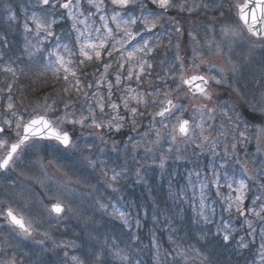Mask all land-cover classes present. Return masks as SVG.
<instances>
[{"label":"rangeland","instance_id":"rangeland-1","mask_svg":"<svg viewBox=\"0 0 264 264\" xmlns=\"http://www.w3.org/2000/svg\"><path fill=\"white\" fill-rule=\"evenodd\" d=\"M52 2L55 9L39 0H0V128L4 129L0 139L13 142L16 121L43 114L46 106L55 108L49 113L54 121L70 109V118L83 123L64 125L75 147L63 151L54 143L31 142L9 170L0 173V211L12 204L34 221L27 239L0 215V264H73L72 256L82 264H94L96 255L109 264H264V126H238L236 122L242 121L234 108H240L241 95L247 105L249 93H255L252 112L264 111V40L252 42L237 27L235 8L243 0H173L177 7L169 9L150 32L141 21L160 11L151 0H132L126 9L113 6L111 0H80V6L73 8L74 18L59 8L65 0ZM116 12L120 15L113 21ZM34 15L51 24V36L36 29ZM133 18L137 23H131ZM220 20L225 23L218 26ZM105 22L117 40H126L124 28L135 39L126 41L122 52L112 51L109 56L102 51L100 59L93 55L86 60L80 55L77 29L95 41L103 34ZM225 27L236 28L239 35L225 36ZM168 35L177 50L166 61L176 62L172 71L177 76L170 81L160 72L153 73V80L164 78L157 81L158 110L162 101L172 99L187 108L185 118L195 115L199 122L191 104L205 106L203 134L197 130L190 140L178 139L175 144L168 135L174 119L163 129L154 114L137 120L138 114L131 113L132 108L141 110L132 97L138 98L144 87L150 89L152 79L148 75L138 79L141 57L131 64L125 62L126 56L121 59L146 40L147 48L136 55L153 56L158 70L161 55L168 51L169 42L161 47ZM62 40L67 50L61 51ZM113 44L121 49L111 39L105 47L111 50ZM117 52L121 56L113 62ZM57 55L72 61L74 87L63 83V71H54ZM105 64L111 67L106 70ZM181 65L185 75L200 72L222 80L211 83V99L196 96L190 103L183 98L185 87L177 88ZM222 70L225 73H219ZM165 73H170L168 66ZM84 78L86 87L77 90V80L81 88ZM250 78H259L254 86L262 90L245 88L248 82H240ZM226 90L231 94L226 95ZM98 98L103 111L97 107ZM122 98L128 100L127 108ZM9 102L14 105L11 111ZM111 103L118 108H111ZM93 113L99 129L93 125ZM238 180L246 185L240 211ZM57 200L65 209L59 216L51 212ZM117 250L127 259L114 257Z\"/></svg>","mask_w":264,"mask_h":264},{"label":"snow or ice","instance_id":"snow-or-ice-1","mask_svg":"<svg viewBox=\"0 0 264 264\" xmlns=\"http://www.w3.org/2000/svg\"><path fill=\"white\" fill-rule=\"evenodd\" d=\"M41 5H52L53 9L56 8V4L52 2V0H39ZM92 0H89V3H91ZM132 2V0H111V4L115 7L126 9L129 3ZM151 3L156 6L157 9H159V12H151L149 13V16L153 17L152 19H149L148 16L144 17V19L141 21L144 25V30L151 31L153 28L156 27L157 22L159 19L168 12L169 9L177 7L175 3H173V0H151ZM80 6V0H76L75 5L73 4V0H65L64 3H59V8L67 10L69 17L74 18L73 14V8H78ZM207 7V5H205ZM180 7H183V5H180ZM97 10H100L99 5H97ZM190 10V9H189ZM91 15V13H89ZM120 13L116 12L115 15L112 17L113 21H116L119 17ZM236 19L238 21L237 27L241 30H246L251 36L264 39V0H255L253 5V0H244L243 4H237L236 5ZM33 23L36 26V29L38 31L43 30L46 31L49 36L52 35L51 32V24H46L43 20H41L39 17H36L35 15L32 17ZM101 20L104 21L105 17H101ZM52 23H55L53 20ZM81 23H84V21H81ZM125 24L129 23L128 21L124 22ZM131 23L135 24L137 23V20L133 18L131 20ZM259 24L260 27L257 28L256 25ZM103 34L99 36L95 41L90 40L88 36L85 35L83 31H77L79 32V35L77 36V44L79 45V51L80 55L83 56L86 60H91L93 58V55L96 59L101 58L102 51H107L108 55H112V51H123V45L126 43V41H131L135 39V35L128 31L127 28H124V36L125 39L117 40L113 30L108 26V24L105 22L103 24ZM120 25L117 24V28H119ZM25 28L27 30V25H25ZM73 28H76L75 23L73 24ZM179 31V29H177ZM97 33L101 31L100 28L95 29ZM223 33L225 36H237L239 33L236 31V28L233 27H225L223 29ZM138 35V33H137ZM191 35V33H190ZM114 40L115 43L121 44V49H116L115 45L113 44L111 46V50L107 49L105 47L106 44L109 43V41ZM148 42L145 40L143 47H134L131 51H128L126 53V60L125 56L122 55L121 59L125 60L126 63L131 64L133 61L137 60L136 53L144 51L145 48H147ZM65 48L67 50V45H65ZM84 61H80V63H83ZM138 62V61H137ZM72 64L71 60H65L63 56L57 55L55 63H54V71L59 73L63 71L64 79L67 81L69 79V76L75 78L76 72L75 70L70 67ZM141 69L143 68V65H139ZM109 67H111L110 64H105V69L107 70ZM121 68L124 67V64L120 65ZM193 67L198 68V65H193ZM8 71H11V69H7ZM129 76L128 78L131 79L133 72L132 69L129 68ZM180 83L177 85V88L179 89L181 86H187L186 91L183 94V98L188 99L189 102L196 97L200 96L205 99H211V83L214 82L215 84H220L222 80L216 79L214 76H210L206 73H200V72H194L191 75H185L183 71V65H181V75H180ZM120 77L117 76V82H119ZM194 85V88H193ZM77 87V90H79V81L77 80V84L75 85ZM65 91H68V89H65ZM131 91V89H129ZM167 95V94H165ZM261 98L264 99V93H261ZM124 102L125 108L128 107V100L125 98H122ZM132 99H137L138 103H143V97H132ZM11 101V97L9 98ZM155 103V101H154ZM162 107L154 113L155 117L161 118V124L163 129H168L169 124L167 121L174 119V123L171 124L170 131L168 135L170 136L171 143L175 144L178 139L181 140H190L193 136L197 134V130H200V134L202 135L204 132V107L203 105H196L194 103L191 104V107L193 109L194 113H198L200 116V121L197 122L195 119V115H193L191 118H185L184 114L187 112V108L180 103L174 102L172 99H166L165 101H162ZM114 110L118 108V105L115 103H111L109 105ZM14 105L9 102L7 105V109L11 111L13 109ZM68 105L65 104V108H67ZM97 107L103 111L104 104L102 103V98L97 99ZM131 113L133 116L137 114V109L132 108ZM209 113L213 112V109H207ZM55 112V108L53 106H46L44 113L40 114L37 113L34 116H31L29 119L25 120H17L15 123V135L16 140L14 142H10L7 139H0V170H4L9 168L12 164L15 163L16 159H18V153L20 151H23L27 147H31L33 141L36 140H47V141H55L57 142V145H62L65 149L69 147H75V141L72 139V134L66 130L64 125L71 124H82L83 119H72L70 118L71 113L65 112L63 116L57 117L54 121L50 118L49 113ZM13 115L15 113L13 112ZM225 116H228V113H224ZM231 119V117H229ZM6 123H11L10 121H6ZM93 125L97 128H99L101 125L96 122L94 113H93ZM117 127H120V125H117ZM4 131L3 128H0V133ZM157 138L160 137L161 132L157 131L156 133ZM240 136L244 137L245 133L240 132ZM203 139H207V137H203ZM235 147V145H233ZM91 163V161H90ZM161 167H163V159L161 160ZM115 176L112 177L113 180H115ZM238 184V188L236 191L240 193V195L236 196L237 204V210L240 211L239 208V202L243 199V191L246 190V185L243 180L235 181ZM230 188L232 187V184L230 183L228 185ZM65 211L62 202L60 200H57L56 203L52 204L51 206V212L55 213L57 216H59L61 213ZM241 214H243L241 212ZM0 215L4 217V219L7 221V223L14 229L18 230L19 234L23 236H30L33 232V224L34 221L26 217L19 209L18 207H14L12 204H8L6 207H4L3 211H0ZM229 237L227 235L224 236V240L227 242ZM67 255V253H65ZM114 257L119 258L120 260H126L127 257L122 256L120 254V250H117L112 253ZM71 260L73 261V264H82V261L77 256H72ZM94 264H109L106 258L102 259L100 255H96L94 258Z\"/></svg>","mask_w":264,"mask_h":264},{"label":"trees","instance_id":"trees-1","mask_svg":"<svg viewBox=\"0 0 264 264\" xmlns=\"http://www.w3.org/2000/svg\"><path fill=\"white\" fill-rule=\"evenodd\" d=\"M65 43H66V41H63V40H62V42L58 43V45H59L60 48H61V51H63V47H65V45H64ZM49 63H51V61H49ZM46 66H47V65H46ZM155 71H157L158 73L160 72V70H157V69H155ZM49 73H51L52 75L55 76L57 72H56V73L49 72ZM62 74H63L62 79L64 80L63 83L67 84L68 82H70V83H71V86L74 87V84H75V78L69 76V79H68L67 81H65V79H64V75H65V74H64V73H62ZM81 74H82V71H81ZM159 74L162 75L161 72H160ZM86 76H87V75H86ZM86 76H84V77L86 78ZM29 78H30V77L28 76V79H29ZM85 78H84V80H81L80 83H81V86H82V87L79 88V90H80V89H83V88L86 87V86H85V81H86ZM31 79H33V76L31 77ZM31 79H30V80H31ZM82 81H83L84 84L82 83ZM72 84H73V85H72ZM71 86H70V87H71ZM65 87H66V86H63L62 88H65ZM157 88H161V87H159V86L157 85ZM142 89H143V88H142ZM159 90L161 91V89H159ZM154 93H155V91H154ZM65 112H71V110L69 109V110H66Z\"/></svg>","mask_w":264,"mask_h":264},{"label":"flooded vegetation","instance_id":"flooded-vegetation-1","mask_svg":"<svg viewBox=\"0 0 264 264\" xmlns=\"http://www.w3.org/2000/svg\"><path fill=\"white\" fill-rule=\"evenodd\" d=\"M264 116V115H263ZM249 122H256L253 125L259 126L260 122L264 123V117H262L260 120H254V121H249Z\"/></svg>","mask_w":264,"mask_h":264},{"label":"water","instance_id":"water-1","mask_svg":"<svg viewBox=\"0 0 264 264\" xmlns=\"http://www.w3.org/2000/svg\"><path fill=\"white\" fill-rule=\"evenodd\" d=\"M254 2H255V0H253V5H254ZM256 27H257V28H259V27H260V25H259V24H257V25H256ZM256 38H257V37H256ZM258 39H260V38H258ZM193 88H194V85H193ZM43 141H46V140H43ZM60 146H61L62 148H64L62 145H60Z\"/></svg>","mask_w":264,"mask_h":264}]
</instances>
